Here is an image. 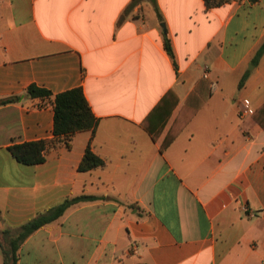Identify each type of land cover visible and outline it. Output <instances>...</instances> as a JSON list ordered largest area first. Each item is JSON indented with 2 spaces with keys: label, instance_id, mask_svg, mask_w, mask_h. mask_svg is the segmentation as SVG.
<instances>
[{
  "label": "crops",
  "instance_id": "1",
  "mask_svg": "<svg viewBox=\"0 0 264 264\" xmlns=\"http://www.w3.org/2000/svg\"><path fill=\"white\" fill-rule=\"evenodd\" d=\"M131 2L0 0V233L92 195L17 264H264V0ZM79 86L97 124L56 137ZM41 139L42 163L9 151ZM88 147L104 165L80 171Z\"/></svg>",
  "mask_w": 264,
  "mask_h": 264
},
{
  "label": "trees",
  "instance_id": "2",
  "mask_svg": "<svg viewBox=\"0 0 264 264\" xmlns=\"http://www.w3.org/2000/svg\"><path fill=\"white\" fill-rule=\"evenodd\" d=\"M142 0H132L130 7L136 5ZM155 5L159 17L162 19V14L159 10L157 0H150ZM231 0H204L206 9L223 5ZM257 1V0H252ZM121 20H124L123 17ZM165 49L169 55L174 59V52L170 39L164 35ZM264 53V43L257 52L254 61L257 62ZM246 77L241 80V85L244 83ZM51 92L47 89L39 88L36 85H31L28 88V95L31 97H46L50 96ZM19 97L13 96L0 100V104H7L14 102ZM54 134L56 137L66 136L70 137L77 131L94 129L97 124V117L95 116L88 99L85 96L82 87H75L67 91L61 92L55 96L54 100ZM53 140L41 139L29 141L9 146V151L14 158L27 165L42 163L46 160L45 151ZM104 165V160L95 154L90 147L85 151V155L79 165L80 171H88L90 169ZM96 199L92 195H79L75 197L66 198L62 203L48 209L45 212L39 213L33 219L23 224L15 231L6 229L3 233L5 240L8 241L6 247L0 244L4 253V264H17L19 259L18 250L21 244L35 231L44 225L60 218L65 211L81 202Z\"/></svg>",
  "mask_w": 264,
  "mask_h": 264
},
{
  "label": "rangeland",
  "instance_id": "3",
  "mask_svg": "<svg viewBox=\"0 0 264 264\" xmlns=\"http://www.w3.org/2000/svg\"><path fill=\"white\" fill-rule=\"evenodd\" d=\"M5 236H4V234L3 233H0V242L2 243V244H5Z\"/></svg>",
  "mask_w": 264,
  "mask_h": 264
},
{
  "label": "built area",
  "instance_id": "4",
  "mask_svg": "<svg viewBox=\"0 0 264 264\" xmlns=\"http://www.w3.org/2000/svg\"><path fill=\"white\" fill-rule=\"evenodd\" d=\"M244 112H245V113H250V109H249L248 104H246V108H245Z\"/></svg>",
  "mask_w": 264,
  "mask_h": 264
}]
</instances>
